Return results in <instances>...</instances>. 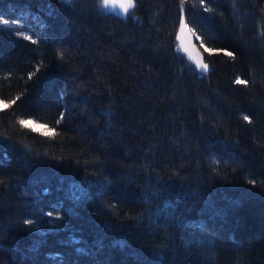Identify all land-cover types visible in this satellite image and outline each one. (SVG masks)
Returning a JSON list of instances; mask_svg holds the SVG:
<instances>
[{
	"label": "trees",
	"instance_id": "16d2710c",
	"mask_svg": "<svg viewBox=\"0 0 264 264\" xmlns=\"http://www.w3.org/2000/svg\"><path fill=\"white\" fill-rule=\"evenodd\" d=\"M0 100V264H264V0H0Z\"/></svg>",
	"mask_w": 264,
	"mask_h": 264
},
{
	"label": "snow or ice",
	"instance_id": "6c2138e0",
	"mask_svg": "<svg viewBox=\"0 0 264 264\" xmlns=\"http://www.w3.org/2000/svg\"><path fill=\"white\" fill-rule=\"evenodd\" d=\"M65 2L70 3L71 0H65ZM101 2L104 6H108L112 2V0H101ZM201 3H204V0H201ZM120 7L123 9L124 12H128L130 8L134 7V0H124V2L120 4ZM180 24H181V33L180 35L177 36V39L181 41L180 43L181 50L188 53L189 58L195 62L197 68L201 69L203 73H207L209 71V65L204 62L203 58L200 56L198 52L196 53V55H193L192 51H190L189 49L188 45L191 44V38L192 36L195 35V33L192 32V30L188 28L187 24L185 23V19L183 15H181ZM185 39H187L188 45L185 44ZM196 39H199V37L197 36ZM201 46L203 47V44ZM204 50L205 52H208L209 54H212L214 52L223 51L225 55L230 56V57L233 56L232 52H228L222 49L217 50V49L205 47ZM236 82L238 84L248 83L245 80H239V79ZM11 103H15V101L6 102L3 100H0V111L7 109ZM243 118L244 120L250 119L248 116H244ZM59 123L60 121L58 120L57 124ZM19 124L24 128L31 129L33 132H41V134L46 137H54L57 134L55 128H50L48 124H37L36 121L31 120V119H28V120L20 119ZM25 223H31V222L25 221Z\"/></svg>",
	"mask_w": 264,
	"mask_h": 264
},
{
	"label": "rangeland",
	"instance_id": "374dc122",
	"mask_svg": "<svg viewBox=\"0 0 264 264\" xmlns=\"http://www.w3.org/2000/svg\"><path fill=\"white\" fill-rule=\"evenodd\" d=\"M123 2H124V0H112V2L108 6H104L102 4L101 0H97L98 9H100V10H109V11H112V12L117 13V14H121L122 13V8L120 7V4L123 3ZM203 49H205V47H203ZM37 124H39V123H37Z\"/></svg>",
	"mask_w": 264,
	"mask_h": 264
},
{
	"label": "water",
	"instance_id": "95a60500",
	"mask_svg": "<svg viewBox=\"0 0 264 264\" xmlns=\"http://www.w3.org/2000/svg\"><path fill=\"white\" fill-rule=\"evenodd\" d=\"M125 13L126 12H124L123 9H122V14L124 15ZM180 33H181V24H180V27H179L177 36L180 35ZM194 39H195L194 36H192V38H191V44L190 45H188V41H187V39H185V44L189 46V49H190V51H192V54L193 55H196V53L198 52V47H197ZM179 42L181 43L180 40H179Z\"/></svg>",
	"mask_w": 264,
	"mask_h": 264
}]
</instances>
